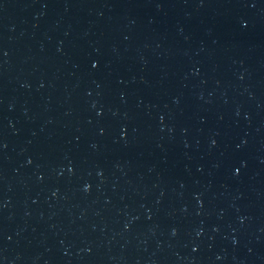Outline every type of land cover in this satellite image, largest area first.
<instances>
[{
	"label": "water",
	"instance_id": "95a60500",
	"mask_svg": "<svg viewBox=\"0 0 264 264\" xmlns=\"http://www.w3.org/2000/svg\"><path fill=\"white\" fill-rule=\"evenodd\" d=\"M0 264H264V0H0Z\"/></svg>",
	"mask_w": 264,
	"mask_h": 264
}]
</instances>
